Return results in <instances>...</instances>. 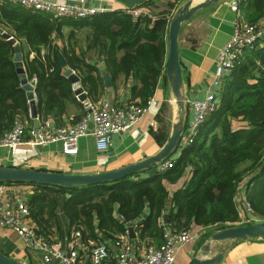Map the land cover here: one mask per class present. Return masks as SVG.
<instances>
[{
    "label": "trees",
    "instance_id": "16d2710c",
    "mask_svg": "<svg viewBox=\"0 0 264 264\" xmlns=\"http://www.w3.org/2000/svg\"><path fill=\"white\" fill-rule=\"evenodd\" d=\"M180 1L167 0L161 8L155 0L144 1L135 9L148 13L135 18L117 11L86 19L53 18L0 3V28L27 47L23 65L28 80H36L38 120L61 126L68 103L78 105L65 69L78 76L88 100L101 101L103 77L91 56L112 81L131 78L135 83L129 103L147 106L165 71L168 22ZM238 9L262 36L241 51L218 94L217 109L200 125L193 142L180 148L174 160L169 158L172 166L149 176L77 188L18 184L32 188L25 203L38 235L54 240L60 216L68 236L79 231L87 248H108L129 225L140 244L159 245L164 229L201 227L210 234L238 222L235 201L242 188L251 211L264 217V0H239ZM13 56V47L0 35V139L17 120L32 122ZM233 122L244 126L233 130ZM183 178L184 186L170 196L168 186ZM108 254L103 264H114L109 248Z\"/></svg>",
    "mask_w": 264,
    "mask_h": 264
},
{
    "label": "crops",
    "instance_id": "0c3cea01",
    "mask_svg": "<svg viewBox=\"0 0 264 264\" xmlns=\"http://www.w3.org/2000/svg\"><path fill=\"white\" fill-rule=\"evenodd\" d=\"M46 1L64 5L77 4L86 8L97 9L99 13L95 16L117 11L128 12L135 9L134 6L120 2L119 0ZM166 1L155 0V3L161 8L165 6ZM187 1L181 0L176 4L174 10H172V14ZM203 1L192 0L193 5H197ZM231 2L232 0H216L206 8L197 11L188 21L181 25L179 34V61L182 69V94L186 104L187 125L194 114L189 104L195 100L203 101L212 90L211 84L218 60V52L228 43L234 34V21L237 15L230 9ZM141 13L147 14L148 12L141 9ZM239 16L243 20L240 11ZM57 45L61 46L62 43L59 41ZM21 47L24 57L27 47L25 44ZM167 47L166 40L165 64L167 60ZM33 56L34 54H30V58H33ZM91 57L90 61L98 66L102 77L107 76L110 82V87L106 88L104 86V94L101 100L108 101L116 106L127 105L130 99L131 88L135 82L131 78L124 77H120L117 81H112L111 77L105 72L101 62L95 56ZM77 102L78 105L68 103L66 114L61 117L63 125L74 124L84 115L85 111L81 105L82 103ZM176 119L177 107L164 71L156 86L154 95L147 106L146 112L134 127L112 138L111 147L108 152L100 153L96 151L94 138L88 135L79 140L78 153L75 156L64 155L59 143L50 144L46 147L31 146L29 144H22L14 149L0 147V166L26 168L66 175H94L117 170L156 155L170 136ZM32 121H38L37 115L35 119L32 118ZM151 122L155 123V128L150 127ZM51 125L56 126L52 122ZM243 126L244 123L241 122L232 123L233 130L241 129ZM179 151L178 149L171 159L174 160L179 155ZM158 168L159 166L155 170L147 171L138 176H149L157 172ZM188 175L189 172L186 177ZM184 181L185 178L181 179L178 185L168 186L169 195L171 196L176 190L183 187ZM30 189L32 190V188ZM239 192L245 194V189L242 188ZM170 207L171 203L169 202L168 208ZM59 224L60 233L54 237V240L59 242L62 249L65 250L71 233L68 236V225L62 216L59 217ZM192 228L200 232V237L178 249L174 264H189L194 255L205 244L209 237L208 235L211 234L205 228ZM112 244L110 243L108 248L113 255L115 249ZM218 246L219 244L216 242L212 244V254L216 252ZM141 248L143 247H139V250ZM0 251L24 263L45 264L38 256L26 249L23 241L14 231L1 226ZM49 264L59 263L53 261ZM218 264H264V238H251L232 244L226 249L222 260Z\"/></svg>",
    "mask_w": 264,
    "mask_h": 264
},
{
    "label": "built area",
    "instance_id": "2783aa9c",
    "mask_svg": "<svg viewBox=\"0 0 264 264\" xmlns=\"http://www.w3.org/2000/svg\"><path fill=\"white\" fill-rule=\"evenodd\" d=\"M0 3H9L34 12H41L53 18L86 19L99 13L97 9L82 5H64L46 0H0ZM238 4L239 0H232L230 4L231 11L237 15L234 21V34L218 52L211 84L212 90L203 101L195 100L189 104L194 114L188 122L182 147L193 142L200 125L205 122L211 112L217 109L218 94L241 51L245 47L252 46L256 39L262 36L260 29L247 25L240 18ZM128 12L135 18L141 13V9H132ZM35 81V79L30 80L33 87ZM81 103L85 113L74 124L52 126L50 121L17 120L14 127L0 139V147L14 149L22 144L46 147L59 143L64 155L75 156L78 153L79 140L90 135L94 138L96 151L105 153L111 147L112 138L134 127L148 106L144 107L136 103L116 106L105 100L95 103L88 98ZM29 117L31 118L30 113ZM150 127L155 128V123L151 122ZM171 164L170 161H166L159 165L158 171L162 172L170 168ZM30 188L31 186L28 185L0 184L1 227L14 231L23 241L26 249L38 256L45 264L53 261L59 264H103L104 260L109 259L108 248L105 245L90 243L91 246L87 248L82 243L79 231L71 233L65 250L56 240L47 241L38 235L25 203L26 196L31 192ZM238 193L235 201L238 222L234 225L264 223V217L257 216L251 211L245 194ZM130 228L134 231V240L129 238ZM198 237L200 232L194 228L180 232L164 229L162 242L159 245L140 244L134 226L129 225L128 229L113 242L115 253L111 259L115 261L114 264H174L178 249ZM139 247L143 248L139 250Z\"/></svg>",
    "mask_w": 264,
    "mask_h": 264
},
{
    "label": "water",
    "instance_id": "95a60500",
    "mask_svg": "<svg viewBox=\"0 0 264 264\" xmlns=\"http://www.w3.org/2000/svg\"><path fill=\"white\" fill-rule=\"evenodd\" d=\"M136 8L147 0H119ZM216 0H204L202 3L193 5L192 0H188L181 7L177 8L168 22L167 34V60L165 64V77L170 87L171 93L177 107V119L172 126L170 136L160 151L139 163H135L117 170L98 173L94 175H66L61 173L45 172L40 170L4 167L0 166V183L6 184H44L59 186L64 188L85 187L102 183L117 182L133 175L143 174L147 171L155 170L159 165L165 163L174 153L182 147V139L187 132L186 124V104L182 94V69L179 61V34L181 25L188 21L197 11L206 8ZM0 35L13 47V62L18 74L21 88L24 90L29 102V113L31 118H36V103L33 84L28 80L23 65L22 47L16 40L3 29L0 28ZM62 67L65 63L60 60ZM64 77L71 82V88L77 101L83 102L87 95L81 87L78 76L70 69H65ZM110 79V78H109ZM103 83L106 88L110 87V82L103 77ZM164 218L163 223L166 224ZM129 238L135 239L134 231L129 229ZM251 238H264V223L249 225H232L227 228L212 232L205 244L197 252L189 264H218L226 249L232 244ZM219 244L215 253L212 254V244ZM226 242V243H223ZM0 264H28L20 260L11 258L0 251Z\"/></svg>",
    "mask_w": 264,
    "mask_h": 264
}]
</instances>
